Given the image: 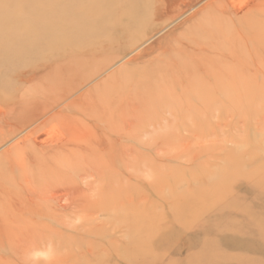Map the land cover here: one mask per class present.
Masks as SVG:
<instances>
[{"label": "rangeland", "instance_id": "1", "mask_svg": "<svg viewBox=\"0 0 264 264\" xmlns=\"http://www.w3.org/2000/svg\"><path fill=\"white\" fill-rule=\"evenodd\" d=\"M199 1L182 14L160 10L138 40L110 43L105 18L86 20L101 13L100 0H0V160L54 115L76 136L94 134L88 143L123 140L131 149L128 207L111 216L52 213L33 193L71 183L93 199L98 183L80 180L89 169L72 167L70 147L38 146L3 163L0 264H264V5L218 15L215 0ZM210 26L218 48L196 52ZM81 53L88 66L70 85L93 76L67 93L61 65ZM98 95L127 97L131 131L120 121L124 107L116 121L86 127L88 100ZM123 141L113 145L120 157ZM119 191L96 193L102 201Z\"/></svg>", "mask_w": 264, "mask_h": 264}, {"label": "bare ground", "instance_id": "2", "mask_svg": "<svg viewBox=\"0 0 264 264\" xmlns=\"http://www.w3.org/2000/svg\"><path fill=\"white\" fill-rule=\"evenodd\" d=\"M100 2H102L100 7L102 11H104V13L102 11L101 13H99L98 11V14H96L94 11L90 13L88 12L86 14V20H88L89 22L91 21L98 22L105 18L104 22L102 21L101 25L104 26V29H108V31L111 32L110 34L105 35L104 37L105 39H107L106 41L109 40L110 43L115 42L116 39L120 42L127 39L132 40V42L136 39L138 40L139 39L138 33L140 31V28L146 25L147 23H149L150 21H152L153 18H155L156 16H159L160 10H165L167 13L169 12L170 14L175 11H177L178 14H182L186 10L191 9V7L195 3L197 2L200 3L199 0H136V1L131 0L129 4H126V6L124 5L122 6L121 0H102V1L100 0ZM103 4H106L107 6H109V8H113L115 12L106 14L107 10L103 8ZM254 4L264 5V0H215L212 5L214 11L217 12L218 15L220 14L223 15V12H225L226 10L233 15L234 14L237 15L236 13L239 14L242 11L250 8ZM90 5H93V3ZM178 14H176L175 16L177 17ZM261 21L264 24V15L261 17ZM211 27L212 26H210L209 29L203 28V31L205 32L203 34L205 35H203V37L201 38H198V40L196 41L195 43L196 52L202 53L203 51L209 50L210 48L215 50L216 48H218L217 44L219 43V35L210 33L212 32L210 30ZM91 46L98 47L100 51L102 49H105V47H103L100 43H87V48L92 49L93 47ZM83 54L81 53L79 54V56L77 55L76 62H73V64L65 63L61 65L62 71H65V73H69L65 78V81H67V84L69 85L71 80L75 79L74 74L77 73L76 70L78 71L79 69V72L81 73L83 70L85 71L86 67L88 66L86 62H84L83 60L85 58L83 57ZM76 65L78 67L74 69V66ZM102 69H103L102 65L99 66L98 72H100ZM92 76L87 73L83 74V76L81 75V77L77 79L78 80L77 83L75 81L74 84H72V86L68 85L64 89L62 88V90H67V93H69L70 91H72V89L79 86L82 82L84 81L86 82L88 78H91ZM40 96L41 94L38 97ZM119 99L117 100V98H112L111 95L110 96L107 95L106 98L103 97L100 98L98 95V97L95 100L89 99L88 101L90 104V108L86 111L87 116L84 119L85 121L83 120L85 122L84 124L86 125V127L100 128L99 126L100 122L116 121V116H115L116 110L120 107H121L120 109L124 107V110L121 111L122 114H120V121L122 120V123L124 122L125 128H123V130L127 129L128 132L131 131V127L133 123H132V117H129V115H127V111H128L127 109L128 106H126L128 104L126 102L127 97L124 96V97H120ZM58 102L59 99L56 98L52 103L57 104ZM20 106L21 105H19V107ZM97 107H101L102 110L101 111L99 109L97 110ZM73 111H75V109H73ZM64 119L65 118L63 115H54V117L50 121H48L46 124L44 123V125L41 128L39 127L36 130V132L35 131L33 133L31 132L30 135L33 136L31 137V139L28 138L24 139L22 143L23 145L21 147L15 146L11 150V152L8 153L6 157H3L0 160V166L3 163H6L7 165L9 164L11 166L16 165L17 164L16 160L20 157V155L24 154L25 152L26 153L31 152L34 147H38V146L42 147L49 145L53 150L56 149L63 150L65 148L70 147V149H74L73 150L74 152L73 151L72 152L69 151V152L73 154L75 153L77 154V161L75 162L74 165H72V167L75 168L76 170V169H80L78 166L81 165L84 166L83 167L84 169H89L87 174L83 175L80 178V180L88 179V183L90 186L92 185V182L98 183V187H97L98 191L95 190L94 191L95 196L93 197V199H90L91 201H88L84 195L78 193L77 187L74 186L73 184L71 183L65 184L66 185L65 186V185H61L60 183H54L53 184L54 187L52 186V189L43 196L38 194L36 191L33 192L36 193L39 201L43 202L45 204L44 206H47L50 209L54 208V211L52 213H54L56 210L59 212L65 211L71 207L79 208L80 211L82 210L83 212L85 211V208H88L91 211L92 210L95 211L96 208V211L93 213V216H97V217L100 216V214L102 213L103 215L111 216L110 212L116 208H121V207L127 208L128 207V200H127L128 198L126 197L127 194H125V196H123V194L128 192L129 176L127 174V170L131 168V159H130L131 149L129 147V142L128 141L124 142L122 140L124 145L123 144H122L123 146L121 144L118 145L120 146L121 150H123L122 153L123 156L120 157L119 155H117L114 146H117V142L122 143L121 140L113 144L111 143L110 145H108L107 148L104 147L105 145H103L101 141L88 143L87 140L92 136H94V134H91L90 136L89 133L86 135L85 133L82 134L81 132L79 136L78 135L76 136L74 131L71 130V128H69L66 131L65 127L56 125L57 123H62ZM48 123H52V124L55 123V125L51 126L50 128H47V126L49 125ZM40 124L38 126H40ZM33 128H35V126ZM115 129L118 130L117 128H114V130ZM10 130L12 131V129ZM97 132L103 133L105 132V130L99 129V131L97 130ZM29 133L30 132L28 131L27 134ZM79 139L81 140L84 139V142L81 143L82 146L77 144V142L78 143L80 142ZM83 144L85 145V147H83ZM67 152L68 151H65V153ZM62 153L65 154L64 151H62ZM116 172L120 175V177L122 175H125L124 178L121 177L120 180L116 181L115 176L116 178L118 176ZM23 173L19 175H23ZM84 176H86V178H84ZM13 177H18V176L14 175ZM90 179L92 180V182L90 181ZM22 181H25V187L29 189L31 185L29 177L23 175ZM114 184L120 185L119 192L121 194L119 195L118 193L117 196L116 195L117 192H112L109 198H104L101 201V197L99 194H104L106 190L110 186H113ZM101 191L104 192L101 193ZM96 192H99V194ZM80 201L83 203L81 205H77L80 204ZM50 253H47L48 256ZM36 256L34 258H36ZM48 259L50 260V258Z\"/></svg>", "mask_w": 264, "mask_h": 264}]
</instances>
